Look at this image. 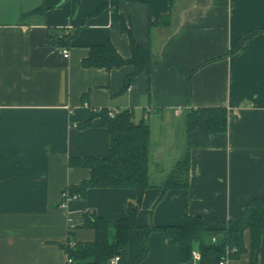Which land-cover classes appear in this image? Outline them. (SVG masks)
<instances>
[{
	"label": "crops",
	"instance_id": "crops-1",
	"mask_svg": "<svg viewBox=\"0 0 264 264\" xmlns=\"http://www.w3.org/2000/svg\"><path fill=\"white\" fill-rule=\"evenodd\" d=\"M107 2L0 0V264H66L69 241L95 240V232L81 226L87 212L107 219L109 243L116 244L117 225L137 202L135 189L91 188L62 206V192L90 176L88 168L71 166V158L111 153L99 118L79 126L93 109H131L135 122L150 126L153 186L143 194L139 226H181L188 215L225 222L264 198V32L229 55L241 36L264 28V0L121 1L119 12L137 39L148 35L151 19L172 15L169 31L151 32L150 93L145 73L121 91L130 65L110 71L83 66L92 46L109 42L124 59L131 57L129 36L111 10L95 13ZM61 28L77 31L68 47L55 39ZM204 107L227 108V132L192 150L188 189L168 190L155 204L161 180L184 153L186 112ZM244 243L247 251L227 264H250L249 231ZM147 245L137 263L144 246L133 230L118 264H199L193 257L185 261L181 246L159 231L149 234Z\"/></svg>",
	"mask_w": 264,
	"mask_h": 264
},
{
	"label": "trees",
	"instance_id": "trees-1",
	"mask_svg": "<svg viewBox=\"0 0 264 264\" xmlns=\"http://www.w3.org/2000/svg\"><path fill=\"white\" fill-rule=\"evenodd\" d=\"M121 1L136 0H108L95 13L107 8L111 10L113 22L119 23L121 31L129 36L131 57L124 59L109 42L105 45L92 46L89 56L82 63L86 68H104L108 71L130 65L133 71L125 77L121 91L129 90L135 79L145 73L148 76V92L150 93L152 91L151 32L154 28L169 31L172 26V15L167 13L151 19L148 35L143 39H137L130 22L119 12ZM42 11L43 7H40L30 13ZM262 32L264 28H259L241 36L229 51V55L237 53L248 40ZM76 34L77 31L73 34L68 29L61 28L55 39L62 47H68ZM189 95L191 96V76ZM95 118L100 119L101 125L110 135V156L108 158H71V166L88 168L90 176L80 184L69 187L67 191L71 196L75 195L76 199H80L85 198L91 188H133L138 193V199L136 203L129 205L128 217L119 221L115 245H111L108 240L107 219L95 212L85 213L81 226L92 229L95 232V240L92 243L77 242L75 245L69 241L64 246L67 256L74 264H110L112 258L128 248L130 234L133 230L138 232L139 240L144 246V253L138 258L137 263L146 256L147 239L153 231H159L166 238L179 244L185 261L192 259L194 244H198L201 256L199 264H220L226 259L227 250L232 249L236 250L230 251L228 258L240 257L247 251L244 235L246 231H249L251 237L250 264H259L261 239L264 236V198L252 199L234 219L225 222H209L200 216L188 215L185 224L181 226L159 227L152 222L146 226H139L137 215L143 194L153 186L150 175V126L145 120L135 122L134 112L131 109L120 111L114 116H110L107 109H102L100 112L91 111L79 126L90 127ZM227 130L228 110L225 107L191 108L186 112L184 153L161 180L158 186L160 194L155 204L164 197L168 190L188 189L192 150L208 147L212 134L225 133ZM213 238L216 241H213Z\"/></svg>",
	"mask_w": 264,
	"mask_h": 264
},
{
	"label": "built area",
	"instance_id": "built-area-1",
	"mask_svg": "<svg viewBox=\"0 0 264 264\" xmlns=\"http://www.w3.org/2000/svg\"><path fill=\"white\" fill-rule=\"evenodd\" d=\"M63 56H64L65 58H68V57H69V50H68L67 48H63ZM102 109H103V108H100V109H93L92 111H94V112H100ZM108 111H109V115H110V116H114L115 114L118 113L117 111H111V110H108ZM62 199H63L62 206H66L70 200L76 199V196H75V195H74V196H71V195L69 194V192H68L67 190H65V191L62 192ZM75 227H76V224L73 223V224H71L70 229L73 230V229H75ZM213 241H216V239L213 238ZM71 244L74 245L73 243H71ZM235 250H236V249H235ZM235 250H234V249H232V250H227V253H226V259L222 260V261L220 262V264H227V261L229 260L228 255L230 254V251H235ZM192 257H193L194 260H196V261L199 262L200 257H201V256H200V252L194 250V251L192 252ZM119 260H120V256H115L114 258L111 259L110 264H118V263H119ZM66 264H74V263H73L72 259H70V258L68 257V258H67V263H66Z\"/></svg>",
	"mask_w": 264,
	"mask_h": 264
},
{
	"label": "rangeland",
	"instance_id": "rangeland-1",
	"mask_svg": "<svg viewBox=\"0 0 264 264\" xmlns=\"http://www.w3.org/2000/svg\"><path fill=\"white\" fill-rule=\"evenodd\" d=\"M155 114V113H154ZM160 137V136H159ZM176 149H178V145H177V148ZM174 152V151H173ZM173 159H175V158H173ZM178 159H180V158H178ZM175 161V160H174Z\"/></svg>",
	"mask_w": 264,
	"mask_h": 264
}]
</instances>
